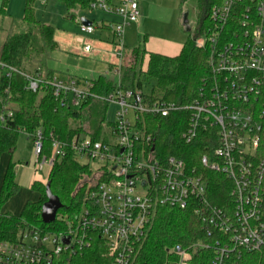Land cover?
Returning <instances> with one entry per match:
<instances>
[{"label": "built area", "instance_id": "built-area-1", "mask_svg": "<svg viewBox=\"0 0 264 264\" xmlns=\"http://www.w3.org/2000/svg\"><path fill=\"white\" fill-rule=\"evenodd\" d=\"M36 2L44 5L47 0ZM88 8L118 17L109 24L110 54L117 59L112 92L93 93L91 80L54 74L43 81L21 72L27 90L35 93L50 87L61 105L78 108L89 97L116 105L114 121L105 122L111 123L108 141L89 136H75L69 142L52 139L46 156L42 130L31 136L37 171L49 169L68 148L78 162L96 172L89 180L87 203L74 220H66L64 231L30 227L16 242L0 241V264H51L61 253L80 252L95 234L108 244L113 264H133L136 247L159 205L190 207L201 217L207 236L219 234L211 245L212 264H222L230 253L264 251V0H220L210 8V23L195 44L207 48L212 77L185 105L120 87L123 36L126 27L140 18L137 0L117 4L94 0ZM78 24L86 35L97 28L81 20ZM187 26L193 27L191 21ZM83 51H92L90 43ZM0 70L7 76L16 71L2 61ZM181 109L189 112L182 140L192 143L201 133L207 152L199 157L200 166L226 179L222 189L228 187V199L221 206L207 199L204 174L196 166H186L179 156L160 155L154 134L147 130L145 114L166 116ZM198 246L210 247L194 243L167 248L174 258L168 264H190Z\"/></svg>", "mask_w": 264, "mask_h": 264}, {"label": "trees", "instance_id": "trees-1", "mask_svg": "<svg viewBox=\"0 0 264 264\" xmlns=\"http://www.w3.org/2000/svg\"><path fill=\"white\" fill-rule=\"evenodd\" d=\"M36 0H25L23 14L15 17L7 14V0H1L0 31L4 38L0 42V61L16 71L9 76L0 75V156L12 155L20 133L32 136L40 128L43 137V152L49 156L52 139L69 142L75 136H89L93 140L108 141L103 124L108 103L87 98L80 107L61 105L52 94L50 87L35 93L26 89V73L34 78L48 81L55 74L49 66L59 45L54 39L55 27L38 21L33 5ZM67 11L87 9L94 0H58ZM187 0H179V10L183 11ZM196 21L177 55L167 56L147 52L138 46L128 49V58L119 68L122 89H141L148 98H161L174 104L190 103L199 93L205 80L211 79L208 65V50L196 46L195 39L203 35L209 25L210 8L220 0H195ZM74 20V15L66 14ZM145 36L142 41L144 42ZM110 67V66H109ZM114 72V70H112ZM91 91L107 95L116 85L107 75L94 79ZM39 92L42 95L38 97ZM188 110L170 112L166 116L144 115L147 130L156 139L160 155L174 154L183 158L186 166H196L204 174L206 197L214 205L221 206L228 199V187L224 176L208 171L200 166L199 157L207 152L206 140L200 133L197 140L185 143L181 133L187 126ZM111 126V123H107ZM92 172L87 164L78 162L73 151L56 159L49 168L46 183L34 181L31 189L38 193L35 200H27L18 215L1 212L3 205L19 189L15 181V162L10 161L4 171L0 186V241L16 242L26 228L36 227L46 231H64L66 220H74L87 203ZM228 184V182H227ZM58 197L61 206L51 223L45 224L40 217L42 204L47 200L46 186ZM59 217H63L59 218ZM219 234L207 236L201 217L190 207L178 209L157 206L147 232L136 247L133 264H168L174 258L167 248L180 244H208L210 247H196L192 251L190 264H212L214 250L211 245ZM51 264H113L108 244L92 235L90 244L75 254L61 253ZM222 264H264V251L242 252L237 256L230 253Z\"/></svg>", "mask_w": 264, "mask_h": 264}, {"label": "rangeland", "instance_id": "rangeland-1", "mask_svg": "<svg viewBox=\"0 0 264 264\" xmlns=\"http://www.w3.org/2000/svg\"><path fill=\"white\" fill-rule=\"evenodd\" d=\"M24 1L25 0H7V14L15 17L22 16L24 10ZM148 1L150 2L151 14L150 17L144 20L146 26L145 28L150 30V32H152L153 34L152 36L157 40L165 41L167 43H175L176 46H178V44H181L187 34L186 28L182 23V15L185 11H187L188 21H191L192 26H194L197 14L196 1L187 0L184 5V11H181V13L178 9H176L178 0ZM33 9L35 18L38 21L53 25L58 32V36L64 39H68V42H70L68 44H71L73 48V50L71 51L72 54H54L55 58H53L49 62V66L55 71V74H57L59 77H76L86 80L94 79L98 75L106 74L114 81L117 80L116 75L107 73V62H105L103 58L108 47L106 46L104 41H101L104 40L103 37L101 36L102 39L98 37L99 32L97 28L93 35H86L80 32L79 25L77 23L82 17L87 18L89 21L94 20V22H96L101 19V17H104V12L92 10L89 8L83 10L76 8L73 9V11H67L66 8L58 0H47L44 5L35 1ZM67 13H71L72 15H74V20L67 17ZM99 22L100 20L96 22V24ZM4 34V31H0V42H2ZM142 38V35H138L137 28H134V26H132V30L129 32V34L127 32V34L125 35V44L129 48L138 46L139 44L141 47H145V42L142 41ZM87 42L92 46V51L88 55H84L83 46ZM65 44H67L66 40L63 45ZM127 57L128 54L125 55L123 64L125 63ZM109 66V68L112 70L113 67H111V65ZM1 72L2 71L0 70V73ZM41 95L42 92H39L38 97H40ZM116 108V105L113 103H110L108 105L105 115V122L114 121ZM106 124L107 123L103 124L105 134L107 132ZM8 157L9 155L5 153V155L1 158L0 167L5 166ZM12 161L18 163L19 170L16 180L20 185V189L15 195V198H17L16 206H18L19 203H17V201H22L26 198L34 200L37 196V193L31 190L27 183L20 180L23 171H25L26 169L31 170V168H34L35 166V158L32 153V146L31 143L27 142L26 135L24 133L19 134L16 149L12 154ZM48 170V167L45 166L43 170L37 172L40 173L42 179H45ZM95 174L96 172L92 171L91 177ZM91 177L87 180H90Z\"/></svg>", "mask_w": 264, "mask_h": 264}, {"label": "crops", "instance_id": "crops-1", "mask_svg": "<svg viewBox=\"0 0 264 264\" xmlns=\"http://www.w3.org/2000/svg\"><path fill=\"white\" fill-rule=\"evenodd\" d=\"M111 3L113 4H117L119 3L121 0H110ZM137 3H138V8H139V12L141 13L140 17L141 19L139 18V20L137 22H134V23H131L129 24L126 29H125V32H124V46H125V55L128 54V49H130L126 44H125V35L129 34V32L132 30V26H134V28H137V33L138 35H142V36H145V47H143L147 52H154V53H159V54H162V55H167V56H174V55H177L178 52L180 51L181 47H182V44H178V46H176L175 43H167L165 41H161V40H157L155 37H153L152 35V32H150V30L146 29L145 27V23H144V20L147 19L148 17H150V14H151V9H150V2L148 0H137ZM178 4H179V0L177 2V5H176V9L179 10V7H178ZM76 9V8H75ZM184 9V8H183ZM186 10V9H185ZM73 11V9L71 10ZM184 11V10H183ZM182 11V12H183ZM179 12L181 13V11L179 10ZM186 12V11H185ZM86 20H88L87 18L85 17H82ZM81 18V19H82ZM80 19V20H81ZM100 20L99 23L96 24V22H98ZM98 21L94 22V20H91L90 22L93 23L96 27H97V30H98V37L100 39L101 36L103 37L104 40H101V41H104L106 46L108 47L106 52H105V56H104V61L107 62V65H106V69H107V73L108 74H111V75H115V72H112V70H115L116 69V66L115 64L117 63V59H115L110 53L112 51V48H113V44H112V35H111V29L109 27V24L111 22H115L116 20H118V17L115 16V15H111V14H106L104 15V17H101V19H99ZM89 21V20H88ZM78 23V22H77ZM79 25V24H78ZM56 29V28H55ZM96 30V29H95ZM134 30V29H133ZM144 31V32H143ZM94 34V33H93ZM92 34V35H93ZM186 38V37H185ZM54 39L57 41L58 45H59V48H60V51L56 52L57 53H65V54H72V46L71 44H68L70 42H68V39H64V38H61L60 36H58V32L57 30H55V34H54ZM65 40L67 41V44L63 45ZM185 40V39H184ZM101 43V42H100ZM65 48V49H64ZM63 51V52H61ZM109 51V52H108ZM90 53V52H89ZM89 53H85L83 51V54L84 55H88ZM97 54V53H95ZM94 54V56H95ZM53 58H55V56H53ZM125 58V56H124ZM128 58V57H127ZM123 64V63H122ZM109 65H111L112 70L109 68ZM1 75V73H0ZM106 75V74H105ZM108 76V75H107ZM76 78V77H75ZM114 81V80H113ZM115 82V81H114ZM26 135V134H25ZM26 140L28 143H31V146H32V138L31 136H28L26 135ZM16 149V148H15ZM15 151V150H14ZM14 153V152H13ZM32 153H33V150H32ZM7 154V153H6ZM5 155V153L1 154L0 156V161H1V158ZM9 155V154H8ZM34 156V155H33ZM12 161V155H9L8 157V160L5 164V166H1L0 167V186H1V183H2V178H3V174H4V171H5V168L7 166V164ZM4 162V161H3ZM13 162V161H12ZM32 170V171H31ZM30 169H26L25 171H23L22 173V176L20 177V180H22L23 182L27 183L29 188L31 189V184L34 182V181H37V182H41V183H45L46 182V179H47V176L45 179H42L40 173L37 172L35 166L34 168L32 167ZM19 173V170H18V163L15 162V181L16 183L18 184L16 178L18 177ZM48 174V173H47ZM18 186H20L18 184ZM20 189V187H19ZM18 189V191H19ZM32 190V189H31ZM17 191V192H18ZM16 192V194H17ZM37 193V192H36ZM15 194V195H16ZM15 195H13L2 207L1 209V212H7V213H10V214H13V215H18L25 202L27 200H30V199H25V200H22V201H17V203H19L18 206H16V199L15 198ZM38 197V193H37V196L36 198ZM35 198V199H36ZM34 199V200H35Z\"/></svg>", "mask_w": 264, "mask_h": 264}, {"label": "water", "instance_id": "water-1", "mask_svg": "<svg viewBox=\"0 0 264 264\" xmlns=\"http://www.w3.org/2000/svg\"><path fill=\"white\" fill-rule=\"evenodd\" d=\"M82 23L84 24H90L91 22L82 18ZM182 23L186 28V31L190 30V27L187 26L188 24V12H184L182 15ZM46 197L47 200L42 204L40 217L43 223L48 224L54 221L56 217L57 210L60 208L61 203L57 196L51 193L48 185L46 186ZM68 238L65 237L63 239V242H67Z\"/></svg>", "mask_w": 264, "mask_h": 264}]
</instances>
